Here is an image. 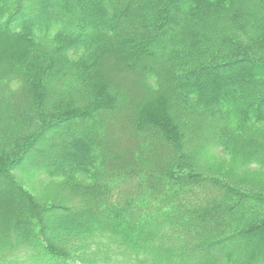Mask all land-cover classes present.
<instances>
[{"label":"trees","instance_id":"16d2710c","mask_svg":"<svg viewBox=\"0 0 264 264\" xmlns=\"http://www.w3.org/2000/svg\"><path fill=\"white\" fill-rule=\"evenodd\" d=\"M0 198V264H264V0H0Z\"/></svg>","mask_w":264,"mask_h":264},{"label":"rangeland","instance_id":"374dc122","mask_svg":"<svg viewBox=\"0 0 264 264\" xmlns=\"http://www.w3.org/2000/svg\"><path fill=\"white\" fill-rule=\"evenodd\" d=\"M63 15H64V13H63ZM141 32H143V31H141ZM141 32H138V33H141ZM128 34H133V33H130V31L128 33V31H125V29L120 30L118 32L117 37L115 39H112L110 42L113 43L114 45H117L122 40H124V38L128 37ZM130 36H132V35H130ZM135 36H137V35H135ZM142 36H145V35H142ZM129 49H130V47H128V45H126L125 48L123 49L124 51L122 54H125L124 52H126V51L128 52ZM157 63H159V58L156 55L152 58L142 57L138 60V62L136 64V70H141V68H146L149 65H151L153 67H155V66L157 67ZM117 78L123 79V75H118ZM122 106L123 105H121L120 107L122 108ZM100 117H101V118H99L100 121L95 122L93 125L94 127L91 130H89V128L87 130H85V132L88 133L90 131L95 132V130L98 127L101 128L102 130L105 129L104 133L101 132L94 139V142H93L94 146H92V149L90 150V154H93V153H96V154L101 153L102 154L103 153L106 155L109 154L111 156L115 153V151H118V152L130 151L131 152L133 149H135L136 141L138 138H137L135 133L131 132L127 128V125L125 122L126 119L124 120V118H123V117H125V115L123 113L120 114L119 116L117 115L118 119H117L116 124H114V122L112 120H109L106 123L103 114H101ZM104 125H106V128L109 127V129L106 130V128H104ZM113 125H114V127H113ZM75 128L76 129H74V130H77L79 128L81 129V127H79V128L75 127ZM70 130H73V129L71 128ZM81 130H84V129H81ZM58 136L61 137L63 135L58 134ZM78 159L80 160L82 158L78 157ZM109 170H110L109 166H106L104 168L103 178L108 175ZM25 172H26V168L20 169L18 171V173L16 174V176L22 182V184L25 186V188L28 189L29 191H31L39 200H45L46 199L47 201H49V200L61 201V200H64L66 195H70L69 191H60L58 186L48 183V180L44 176L37 175V177H35V178H30V177H27V172L26 173ZM62 202H64V201H62ZM10 203H13V199L10 200L7 198H0V206L1 207L9 205ZM238 247H240V246L236 247V245H234L232 248L235 249ZM249 248L250 247L244 248V251H250L251 249H249Z\"/></svg>","mask_w":264,"mask_h":264}]
</instances>
